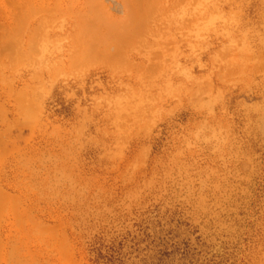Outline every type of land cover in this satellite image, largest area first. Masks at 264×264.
I'll list each match as a JSON object with an SVG mask.
<instances>
[{"label": "rangeland", "instance_id": "rangeland-1", "mask_svg": "<svg viewBox=\"0 0 264 264\" xmlns=\"http://www.w3.org/2000/svg\"><path fill=\"white\" fill-rule=\"evenodd\" d=\"M0 264H264V0H0Z\"/></svg>", "mask_w": 264, "mask_h": 264}, {"label": "bare ground", "instance_id": "bare-ground-1", "mask_svg": "<svg viewBox=\"0 0 264 264\" xmlns=\"http://www.w3.org/2000/svg\"><path fill=\"white\" fill-rule=\"evenodd\" d=\"M10 38V37H9Z\"/></svg>", "mask_w": 264, "mask_h": 264}]
</instances>
